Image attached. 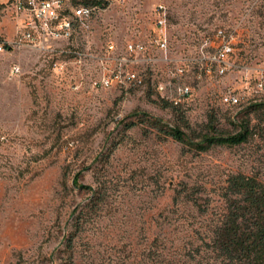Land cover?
I'll return each mask as SVG.
<instances>
[{"label":"rangeland","instance_id":"1","mask_svg":"<svg viewBox=\"0 0 264 264\" xmlns=\"http://www.w3.org/2000/svg\"><path fill=\"white\" fill-rule=\"evenodd\" d=\"M14 1L0 0L9 45L0 52V264L186 263L221 209L227 176L264 181V109L247 111L264 102V0H101L54 53L22 40ZM229 36L232 67L207 72L206 57ZM128 42L142 48L123 68L143 82L102 85ZM180 85L189 86L177 104L187 126L161 100ZM229 91L238 103L223 102ZM144 113L193 141L244 122L253 133L198 151L158 133Z\"/></svg>","mask_w":264,"mask_h":264},{"label":"trees","instance_id":"2","mask_svg":"<svg viewBox=\"0 0 264 264\" xmlns=\"http://www.w3.org/2000/svg\"><path fill=\"white\" fill-rule=\"evenodd\" d=\"M79 2L102 6L101 0H79ZM5 46L9 45L5 42ZM161 100L167 105H173L175 112L187 126L184 114L180 113L177 104L163 97ZM261 109H264V102H256L249 105L247 111ZM139 116L140 120L149 122L158 133L198 151L207 150L213 145H239L246 142L253 133L249 124L244 122L239 125L236 132L203 133L198 141H193L178 124H169L146 113ZM211 116L210 122L213 121ZM133 124L134 122H129L125 128ZM73 183L78 187L91 189L86 184L77 183V176L74 177ZM219 195L223 204L217 217L207 227L208 232L200 237V244L186 255L187 262L181 264H264V181L252 174L233 172L220 187ZM189 199L198 205L195 199L191 197Z\"/></svg>","mask_w":264,"mask_h":264},{"label":"built area","instance_id":"3","mask_svg":"<svg viewBox=\"0 0 264 264\" xmlns=\"http://www.w3.org/2000/svg\"><path fill=\"white\" fill-rule=\"evenodd\" d=\"M15 10L21 14L18 19V32L21 34L22 40L26 41L31 46L37 47L43 52H56L60 45V41L68 40L77 24H84L93 16L96 10L99 9L96 5L85 4H66L64 0H15L13 2ZM158 24H162L166 20L165 7L160 5L157 7ZM217 37L224 36L223 30L219 29L216 32ZM231 36L219 42L213 54L206 57V62L203 67L207 72H211L214 67L218 72L223 73L232 67L229 61V56L233 52ZM161 47L166 46V38L156 40ZM113 48L111 44L109 46ZM6 48L5 42L0 40V52ZM125 53L118 57L119 67L114 69L109 74H104L99 78V83L109 85L113 81L125 82L129 81L132 84H141L143 82L142 74L137 71L124 69V65L137 62L136 54L140 52L141 45L128 42L125 46ZM62 52V50L60 51ZM76 54L81 55L79 52ZM18 68L14 67L13 71ZM181 71V70H180ZM257 89L264 91V75L257 80ZM163 83H159V88H164ZM177 97H166L175 104H179L182 97L189 93V86L180 85L177 90ZM222 100L228 104L238 103V98L233 93L226 92L222 95ZM1 140H6L3 135Z\"/></svg>","mask_w":264,"mask_h":264}]
</instances>
